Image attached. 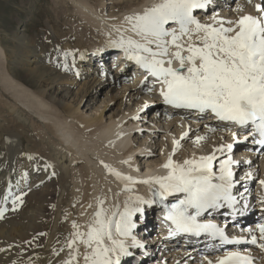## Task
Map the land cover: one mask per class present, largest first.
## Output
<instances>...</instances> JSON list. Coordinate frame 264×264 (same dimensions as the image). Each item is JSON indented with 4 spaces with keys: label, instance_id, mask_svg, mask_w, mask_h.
I'll return each mask as SVG.
<instances>
[{
    "label": "bare ground",
    "instance_id": "bare-ground-1",
    "mask_svg": "<svg viewBox=\"0 0 264 264\" xmlns=\"http://www.w3.org/2000/svg\"><path fill=\"white\" fill-rule=\"evenodd\" d=\"M90 1L60 0V6L54 9L56 15L51 16L52 18L50 17L49 20L55 31V37L61 38L63 47L56 50L57 56L55 60L49 59L51 60L49 65L45 64L46 61L48 62L46 60V54L48 53H42L37 42L34 39H28L23 32L14 35L15 37L10 46L4 43L0 34V98H6V100H3L4 102L0 100V208L7 209L4 218L0 219V249H4V251H0V264H13V262L15 264H60L62 260L67 258L69 252L66 242L73 232L72 223L75 221L81 225V230H86L85 225L92 219L93 213L97 210L98 198L105 200L104 208L109 212L114 210L116 204H119L122 210L124 201L129 196L139 195L145 199H151L152 193L147 185H136L131 192L124 191L123 184L107 173L101 161L125 175L136 178L167 174V170L162 168L161 165L168 159L170 148L166 149L165 155L162 154L161 163L156 162L153 165L146 163L145 172H141L137 159L131 160V164L122 163V161L130 159L125 158V156H132L136 150L144 148V144H138L136 147L134 144L129 146V143L132 142L129 138V133L132 131L131 127H137V123L135 121L124 122V120L131 119L129 116L135 115L136 110L139 109L141 95L145 94L143 98L151 100L154 96L153 92L152 95L149 93L148 86L138 85L144 77L143 72H138L140 70L133 71V81L128 84L123 83V90L120 91L122 99L126 97L129 100L132 97L137 99V105L134 108H129L130 110L118 116H110L108 122L103 121L101 114L89 117H84V114L78 115L81 103L93 100L97 87L104 86V81H102L104 79L97 77V74H99L100 67L103 66L108 57L106 50L112 48L109 46V40H117L121 35V32H117L116 29L120 28L123 32V29L129 27L124 22V16L132 12H141L143 8L150 6L154 0L117 2V9L111 12L108 17L101 13V10ZM68 2L81 15L80 17L83 18L84 23H80L81 21L77 19L76 15L75 18L74 14L66 13L69 6ZM255 3L257 1L252 0L250 10L247 12L244 9V12L256 14L253 7ZM239 6L241 5L239 4ZM210 12L212 15L218 14L223 18H228L231 15L230 13L226 15L225 12L218 11L217 8ZM69 20H75L77 24L80 23L81 25L78 24L80 27H75V22L73 26H68L70 30L63 31V29H67L66 26ZM66 21L65 26L62 22ZM203 22L211 21L207 19ZM94 24L97 25L98 30L92 28ZM123 35L136 38L130 31L123 32ZM89 38H94L96 42L86 45ZM66 51L73 52L74 56L65 57L63 53ZM119 52L123 53L120 49ZM122 60H124V63L121 66H116L115 71L112 70V74L113 72L117 74L112 75L111 82L114 86L121 78L126 79L125 74L123 77H119L118 73L123 68L131 66L132 61L126 60L125 56H122ZM66 61L70 62L67 70L64 67ZM94 61L100 70H93V67H91ZM18 66L19 68L15 69ZM111 66L113 67V62L106 65V67L103 66V68H110ZM131 68L133 69L135 66H131ZM110 70L107 71V75H109ZM24 75L29 77L25 79ZM89 76H91L90 79ZM78 78L84 81L77 84L79 88L74 95V100L65 103L64 100L71 92L72 86L77 83ZM108 81L110 82V80ZM131 90L132 93H130ZM6 93L10 94L11 98L7 97ZM156 95L160 96L159 94ZM17 101L42 120H46L48 124L46 122L41 124L39 121L41 130L37 129L36 131L34 129L36 132L32 134L31 128L28 126L31 118L30 114L24 111V107H19L16 104ZM105 104L106 102H104V106ZM169 106L156 108L160 110L159 116H164L165 123L163 126L165 127L170 124L169 115L173 113L185 119H199L198 113L174 109ZM203 120L208 122V126L216 128L218 132L221 130L218 128L223 126L232 130L235 129L231 124L226 125L217 121L209 113ZM178 123L181 125H179L180 130L177 132L168 131L171 145H173V140H177L175 134L182 137V134L187 131L185 123H180L179 120ZM182 129L183 131H181ZM207 131L208 128L206 131H201L198 136H206V140H209V137L218 138L216 132ZM232 140L233 138L229 136L226 140L228 141L227 144L231 143ZM194 144L196 145V143ZM221 144H225V140L223 142V139H218L216 147ZM242 146L244 149L240 150V146H237L230 153L232 157L233 154L236 157H233L234 161L238 157L243 158V162L248 157H253L246 152V150H249L247 143ZM214 148L215 146L212 149ZM179 149L172 157L177 163H183L185 159L208 155L213 151L208 149L204 154L194 152L190 155L185 154L177 157ZM136 153L140 154V151ZM225 155L227 156L228 153L226 152L223 156ZM223 158L226 157L221 159ZM75 161L80 165L75 164ZM216 165L218 169V163ZM237 165L239 166V164ZM261 165L264 175V155L261 156ZM235 168L237 169V167ZM237 170L240 171L239 173L244 171V174L242 173L239 176V185L243 186V188L240 187L243 196L240 195L239 191L237 194L235 189L233 194L237 196L239 201L236 208L242 211L243 214L237 213L234 215L233 211L230 212L234 222L238 221L240 223L238 231L231 233V236L249 235L250 229L255 230L258 224L264 223H258L259 216L257 218L249 217L254 218V223H250L246 228H244L245 226L241 227V223L248 219L245 218V215L250 213L253 207L250 204L251 201L249 202L250 197L248 198V193L252 191L250 187L252 182H250V179L242 181L241 178L244 177L245 173L251 172L252 169L245 166L242 167V170ZM76 173L80 174V178H78L80 184L75 178ZM263 175L260 180L263 179ZM74 182L75 184H73ZM25 192H27L26 195L22 196L25 200L22 204L18 202L19 206L16 210H13L12 200L15 199L16 194L21 195ZM5 194H9L7 202L4 201ZM132 203L135 204L134 201ZM245 203H247L246 208H244ZM90 204L91 207H89ZM155 206L156 204L150 207L144 206L143 214L134 217L136 224L137 217H144L143 230L147 232L149 238L157 232L152 231L153 223L156 222L152 218V213L157 210L154 209ZM257 208L261 209L259 212L262 214V204L259 203ZM210 215L213 218H218L220 214L212 212ZM209 218V215L205 217L207 220ZM158 231L161 232L160 235H165L162 230ZM154 241L153 246L163 244L172 247L176 244H184L193 252H202L203 258L197 257L195 253L193 255V259L199 261L198 264H207L208 260L215 261L226 253L221 248L213 249L215 244L210 248H206L207 242L204 241L203 237L182 235L176 240L167 241L168 244H166L162 243L159 236ZM238 245L244 246L243 248H250L252 254L259 258L261 264H264V259L257 247L251 248L249 243ZM61 248H63V251H60ZM144 250L142 249L138 253L141 254V258L122 257L121 264H139L140 261L150 259V253L148 254ZM80 251L81 253L84 251L83 246L80 247ZM56 252L59 254L56 255ZM183 253L186 255V251H184L177 256L176 254L172 256L175 260L183 257L179 261L181 262L187 257H184ZM183 261L182 264L187 259ZM80 264H83L82 256ZM147 264L159 263L148 261Z\"/></svg>",
    "mask_w": 264,
    "mask_h": 264
},
{
    "label": "snow or ice",
    "instance_id": "snow-or-ice-1",
    "mask_svg": "<svg viewBox=\"0 0 264 264\" xmlns=\"http://www.w3.org/2000/svg\"><path fill=\"white\" fill-rule=\"evenodd\" d=\"M211 3L212 0H154L141 12L124 16L129 27L123 32L130 31L136 38L125 37L117 28L121 35L117 40H109V46L122 50L126 60L144 70L145 80L154 79L166 105L200 114L210 113L219 122L243 129L244 141L251 138L252 143L264 148V0L253 5L256 14L245 13L244 7L238 6L234 9L235 19L213 14L211 22H202L198 14L207 13ZM247 3L252 4V0ZM63 55L74 56V53L66 51ZM64 67L67 70V64ZM153 90L154 86L148 88L149 92ZM205 127L210 132L217 130ZM188 135L184 132L181 139ZM232 135L234 143L221 144L210 154L185 159L183 163H177L169 155L161 165L167 170L163 176L136 178L101 161L107 173L123 184L124 191L131 192L136 185H147L152 198L129 196L122 210L116 204L110 212L104 208L105 200L98 198L97 210L85 225L86 230H81V225L75 221L72 223L73 232L66 242L69 252L60 264H80L81 256L83 264H121L122 257L131 255L129 247H143L133 236L137 226L134 217L143 214L144 206L157 203L164 206L165 219L174 226L169 229L172 236L207 234L221 244L250 243L264 253V223L249 230L250 239H230L226 226L199 219L210 210L225 207L232 209L234 215L243 214L236 208L239 201L233 192L239 181L235 179L233 165L237 162L230 155L234 144L242 141L236 132ZM206 139V136H197L194 143ZM173 145L175 154L180 140H173ZM226 152V158H218L217 153L223 156ZM122 163L131 164V160ZM217 163L218 169L215 168ZM252 175L245 173L241 179L249 180ZM259 184L264 187V179L259 180ZM9 194L4 196L5 202ZM169 197L176 203L165 204ZM18 202L23 203L22 195L12 200L13 210L19 206ZM260 203L264 205V195ZM6 211L0 208V219ZM254 260L251 254L229 251L215 261L208 260L207 264H254Z\"/></svg>",
    "mask_w": 264,
    "mask_h": 264
},
{
    "label": "rangeland",
    "instance_id": "rangeland-1",
    "mask_svg": "<svg viewBox=\"0 0 264 264\" xmlns=\"http://www.w3.org/2000/svg\"><path fill=\"white\" fill-rule=\"evenodd\" d=\"M123 1L125 2L127 0H91L90 2H92L98 9H100L101 13H103L105 16L108 17L111 12H113L117 9V2L119 3V2H123ZM256 1H257V3L260 2V0H256ZM219 2L221 5L218 4ZM215 3H217V4L215 5L213 2L212 4L209 5L207 13L201 12L198 14L199 18H201L202 22L204 20H207V19L210 20V17L212 16V13L210 11L213 9L216 10V8H217L218 11L222 10V12H225L224 14H226V15H228L230 13L231 15L228 16V18H226V19H234L237 16L234 9L237 8V6H239V4L241 6H243L245 11H247V12L250 10V5H251V4L247 3V0H235V2H233V0H219V1L216 0ZM59 6H60V0H0V34L3 38L4 43L9 45V46L12 45L13 39L15 37L14 35L16 33L20 34L23 32L28 39H34L37 42L42 53H44V54L48 53V54H46V56H47L46 60H48V62L46 61L45 64L49 65L51 63V60H49V59L52 58L53 60H55V58L57 56L56 50L59 49L60 47H63V44L61 43V40H60L61 38L59 39V37H55V31L52 28V25H51L50 20H49V18L51 16L54 17L56 15L54 9L56 7H59ZM252 10H253V8H252ZM66 13L67 14L70 13L72 15L74 14V16L76 15L77 19H79V21H81L80 23H84L83 18L80 17L81 15L78 14V12L75 10L74 6L71 5L70 3H69L68 10L66 11ZM233 15H236V16L232 17ZM76 16H75V18H76ZM75 22H76L75 20H69L68 24H67V21L62 22V24L64 23L63 25H65V26L67 24V26H66L67 29L65 28V29H63V31L68 30L70 28V27L68 28V26H73L75 24ZM80 23H78V24L81 25ZM78 24L76 22V24L74 26L78 27L79 26ZM92 28L97 29V25L94 24V26ZM95 42H96V40L94 38H89L86 45L91 44V43L94 44ZM108 63L109 62L106 61L105 64L103 63V66L106 67V65H108ZM66 64H67V66H69L70 62L66 61ZM103 66L100 67L101 68V70H100V68L97 67V64L95 61L92 63L91 67H93V70H100L99 74H97V77L99 76L100 78L104 79V80H102V81H104L103 82L104 86L103 87H101V86L97 87L96 94H95L93 100H91L90 102L81 103L80 110H79L80 112L78 113V115L84 114V117H86V116L89 117V116H93V115L98 116V114H101L103 117V121L105 120L106 122H108L110 116H112V115L118 116L119 114H122L123 112H127L128 110H130L129 108H134L137 105V103H136L137 99H134L133 97L130 100L127 97L122 99L121 94H120V91L123 90V83L128 84L130 82L129 80L132 79L131 77L133 75L130 74V70L125 68L121 73H118L119 77H123V75L125 74L126 79L124 80L121 78L120 81L114 86L111 82L112 81L111 79H112V75H117V74H114L115 72H113V74H112V67L103 68ZM16 68H19V66L15 67V69ZM109 70H110L111 74L109 72V75H107L108 74L107 71H109ZM24 76H25V79L29 77L28 75H24ZM90 77L91 76H89V79H90ZM133 79H134V77H133ZM108 80H110L111 83ZM83 81H84L83 79H80V78L77 79V83H75V85L72 86L71 92L67 95L66 100H64L65 103L66 102H72L74 100V95H75V93H77V89L79 88V86H77V84L82 83ZM150 81L152 82V80H150ZM144 86H148V88H152L154 86V90L156 89L155 88L156 85L149 87V85L144 84ZM154 90L149 92L151 95H152V92L154 93V96H152L153 97L152 100L146 99V98L144 99L143 96L145 94L140 96L141 97L140 98L141 104L139 105L140 107L138 110H136L137 112H135V115H133L135 117H138V119H133V116L131 114H129L131 116H129V115L128 116L131 119H128L127 121L124 120L125 123L128 121H135L137 123L136 124L137 127H131L132 131L129 133V138L131 139L132 142L129 143V146H131V145L133 146V144H134V146L136 147V146H138V144H144V148L142 150H138V151H140V154L136 153V152H138L136 150V152L132 156H129V155L125 156V158H130V160H132V161L137 159L138 162L137 161L136 162L138 164V167L141 169V172H145L146 163H149L152 165L156 162L161 163L162 162V154H164V155L166 154L167 148H170V155H172V157L174 156V154L172 153V149L174 146L171 145V141L169 140V137H168L169 136L168 131L177 132L178 130H180L179 127L181 125L178 123V120L180 121V123L186 124V127H187L186 132H188V133L191 132V134H189V136L187 138L183 139V141H181V137H180L181 135L178 136V134H175L176 139L180 140V147H181V149H179L180 147L178 148L179 153H177L178 154L177 157L185 155V154L190 155L191 153H194V152L204 154V153H206V151L208 149H212L214 146L216 147V145L218 144V139H223V142L225 140V144H227L228 141H226V140H228V137L230 136V138L231 137L233 138L232 132H237V131H235V129L232 130L226 126H223L222 128H218V129H221L220 132H218L217 130L215 131L218 134V138L213 139V138L209 137L208 138L209 140H204V141L200 142L201 144L199 143V144L195 145L194 141H193L195 139V137L198 136L199 133H201V131H204V130L206 131V129H207V127H205V125H208V122H204V120H203L205 116H203V115L199 116L198 117L199 119H197V120H190L191 118L185 119V118L180 117L177 114L173 113V114L169 115V121H171L170 124L166 127L163 126L165 123V120L163 118L164 116H162V115L159 116L158 113L160 110H158L156 108H165V106H167V105L161 104L160 101H163V100L160 97H159L160 100L158 99V96L156 95L157 92H155ZM130 93H132V90L130 91ZM5 95L7 97L11 98L10 94L6 93ZM0 100L3 101V100H6V98L2 97V98H0ZM7 102H8V100H7ZM104 102H106L105 106H104ZM16 104L19 107H24L18 101L16 102ZM145 105H147V107H145ZM24 111L27 112L28 114H30L29 116L31 118H30V123L28 124V126L31 128L32 134H34L37 131V129L41 130L40 123L45 124V122H46V124H48V122L46 120H42L41 118H39L37 115H35L33 112H31L30 110H28L25 107H24ZM200 117H202V118H200ZM158 120H159V122H157ZM39 121H40V123H39ZM34 129H36V131ZM181 131H183V129ZM207 132H209V130ZM238 133L240 135V132H238ZM221 134H223V135H221ZM244 143H247L248 148H250L251 146L253 147V145H254V144H249L248 140L243 141L240 144H238V146H240V148H239L240 150L244 149V147L242 146ZM190 148H192V149H190ZM144 154H145V156H143ZM261 155H264V151L258 157H255L253 155H252L253 156L252 158L248 157L247 160L244 162H243V158H241V157H238L236 159V160H239V163H238L239 166L237 169L242 170V167H245V166L252 169L251 173L253 175H252V178L250 179V182H252V183H250V187H252L251 184L253 185V183H254V185H256L257 182H259L261 176L263 175V171H262L263 168L261 165ZM217 156L220 159L222 157H226V155L222 156L220 153L217 154ZM233 157L236 158L234 156V154H233ZM234 158H233V160H234ZM76 163H77V161H75V164ZM77 164L80 165V163H77ZM235 167H237V166H235ZM235 167H233V168L236 169ZM239 172L240 171L237 170L236 174L237 175L242 174V173L244 174V171L242 173H239ZM246 172H248V171H246ZM77 174L78 173H76L75 178L78 180V183H79L78 178H80L79 177L80 174H78V175ZM75 182L73 184H75ZM240 187L243 188V186H239L238 190L242 189ZM25 193H27V192H25ZM16 195L18 196L19 194H16ZM21 195L23 196V194H21ZM22 199H23V201L25 200L24 198H22ZM254 200H253V202H250V199H249L251 206H253L252 211H250V213L258 214V213H260L259 211L261 209L257 208V206L259 204H257V205H255V204L258 203L259 201H258V199H256V202ZM255 218H257V217H255ZM252 220H254V218H248L247 220H245V221H249V222L244 228L248 227V225L250 223H254L255 220L253 222H252ZM242 223H241V225H242ZM155 224H157V223L155 222ZM154 230H152V231L154 232ZM155 232H156V230H155ZM241 235H243V236L246 235L248 237V239H250L248 234H241ZM179 246H177V247L172 246L171 247V246H164L163 244L162 245L157 244L156 246H151V249L149 250L151 258L144 260L143 262L140 261L139 264H147L148 261L157 262L159 264H182L183 260L181 262H179V261L183 257L175 260L172 255L176 254V256H177L178 254H180L181 252H184V251H186V255H185V253H183V256L184 257L187 256L184 259V261L186 259H187V261H185V262L183 261L184 262L183 264H198L199 263V261L193 259V257H194L193 255L195 253V255L197 257H199L200 254H203L202 252L199 251L200 254L198 253V251L193 252L192 250H189L188 247H186V245H184V244L179 245ZM181 246H183V247H181ZM184 247H186V248H184ZM188 255H189L190 259H189ZM199 258H203V256H200Z\"/></svg>",
    "mask_w": 264,
    "mask_h": 264
}]
</instances>
